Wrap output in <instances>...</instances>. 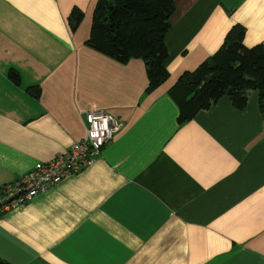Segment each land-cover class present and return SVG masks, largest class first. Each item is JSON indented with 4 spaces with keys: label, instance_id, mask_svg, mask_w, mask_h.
Masks as SVG:
<instances>
[{
    "label": "crops",
    "instance_id": "obj_1",
    "mask_svg": "<svg viewBox=\"0 0 264 264\" xmlns=\"http://www.w3.org/2000/svg\"><path fill=\"white\" fill-rule=\"evenodd\" d=\"M97 1L0 0V190L81 141L86 112L121 125L91 166L3 216L0 264H264L259 95L183 124L170 95L233 27L264 44V0H174L169 78L151 92L143 60L87 45Z\"/></svg>",
    "mask_w": 264,
    "mask_h": 264
},
{
    "label": "trees",
    "instance_id": "obj_2",
    "mask_svg": "<svg viewBox=\"0 0 264 264\" xmlns=\"http://www.w3.org/2000/svg\"><path fill=\"white\" fill-rule=\"evenodd\" d=\"M174 11V0H98L87 45L124 64L132 59L143 60L149 81L147 91L151 92L169 78L165 37ZM83 16L77 9L72 12L73 29ZM245 35L243 26L233 27L222 48L195 71L185 73L171 90L181 124L212 109L223 97H229L237 110L244 111L251 92L259 95L264 116V44L248 48ZM10 78L19 84L16 73ZM29 92L36 98L40 95L35 88Z\"/></svg>",
    "mask_w": 264,
    "mask_h": 264
},
{
    "label": "built area",
    "instance_id": "obj_3",
    "mask_svg": "<svg viewBox=\"0 0 264 264\" xmlns=\"http://www.w3.org/2000/svg\"><path fill=\"white\" fill-rule=\"evenodd\" d=\"M84 116L87 130L81 141L50 161L38 163L30 173L1 188L0 225L8 212L25 207L38 195L50 191L64 179L91 166L121 129L118 120L106 111L92 110Z\"/></svg>",
    "mask_w": 264,
    "mask_h": 264
}]
</instances>
